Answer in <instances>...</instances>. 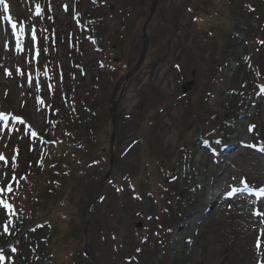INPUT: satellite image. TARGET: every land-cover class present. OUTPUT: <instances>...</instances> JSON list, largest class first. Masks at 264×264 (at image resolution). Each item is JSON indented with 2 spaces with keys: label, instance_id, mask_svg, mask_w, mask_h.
Wrapping results in <instances>:
<instances>
[{
  "label": "rangeland",
  "instance_id": "374dc122",
  "mask_svg": "<svg viewBox=\"0 0 264 264\" xmlns=\"http://www.w3.org/2000/svg\"><path fill=\"white\" fill-rule=\"evenodd\" d=\"M37 1L0 3V113L7 117L0 119V148L10 142L18 116L32 134L41 136L45 132L46 116L40 101L53 96L45 90L46 82L29 76L26 68L40 51L32 37ZM76 1L46 0L56 32V42L51 47L55 72L49 75L55 78L53 94H60L68 106L69 100L77 102L78 111L84 107L79 104L85 102L83 93L93 92L88 101L92 103L85 105L93 113L82 109L80 117L82 120L89 115L96 119L88 123V128L94 130V147L102 157L94 155L83 182H72L68 188L66 197L73 208L65 198L53 211L57 205L55 197L45 200L48 213L54 212L50 228L26 237L21 242V256L27 258L37 238L50 233L54 245L59 241L68 243L67 252L58 257L70 256L67 264H264V215L254 214L264 213V197L253 198L244 191L245 187L264 188V142L255 140L264 125V94H259L256 109L250 107L251 117L240 119L230 133L229 139L237 141L234 146L219 150L214 141H199L187 154L190 157L179 160L184 154L183 144L189 143L194 112L201 105L215 112L232 83L236 64L232 59L223 63L228 45L240 58L251 54L253 44L252 40L248 44L246 33L258 29L255 14L261 16V0H256L257 11L252 15L244 12L240 0H158L159 12L147 28L149 46L144 61L137 74L123 85L116 104L113 169L99 200V184L109 170V98L118 78L130 71L139 57L141 27L151 0H79L77 6ZM76 12L78 22L72 16ZM242 12L246 19L239 20L235 33L233 21L241 18ZM6 17L13 23L6 24ZM95 18L105 27H101L104 33L98 30L100 35L91 31ZM80 24L88 28L79 36L80 54H69L66 36L78 33ZM229 33L233 34L230 44L226 41ZM98 45L111 53L116 67L105 70ZM253 59L259 60V54ZM72 62L76 63L74 68ZM242 78L240 73L239 80ZM261 83L264 86V80ZM21 142L26 149L17 147L14 151L21 150L22 158H28L31 151L37 153L32 144ZM190 146L193 147L192 142ZM158 161L173 170L166 178L175 181L177 192L184 185V176H190L195 183L190 191V211L178 209L172 197L165 206L169 199L166 191L172 186L166 187L163 178L158 184ZM14 166L15 163H7L5 181ZM233 189L236 191L230 196ZM163 206L172 213L175 226L157 238L160 225L167 220ZM66 207L72 210L71 224L64 221ZM47 211L38 214L47 216ZM90 211L85 256L81 251L84 240L78 235L75 218H85ZM28 212L29 209L27 215ZM172 220L167 221V227L172 226Z\"/></svg>",
  "mask_w": 264,
  "mask_h": 264
},
{
  "label": "trees",
  "instance_id": "16d2710c",
  "mask_svg": "<svg viewBox=\"0 0 264 264\" xmlns=\"http://www.w3.org/2000/svg\"><path fill=\"white\" fill-rule=\"evenodd\" d=\"M240 1L243 2L242 8L245 13L249 15L255 13L257 7L256 0ZM216 2L217 0H215V3ZM261 2L263 5L260 12L261 16L255 14V17L259 20L258 29L256 31H248L246 33L248 44L251 40L253 44V49L250 50L251 54H248L247 57L242 56L240 58L237 54L232 52V45H228V49L225 50L224 53L223 63L226 64L228 60L232 59L236 64V70L231 81L232 83H230L228 91L224 94L223 101L217 106L215 112H211L204 105H201L192 115V125L189 127L191 131L190 138L188 140L189 143L188 145L183 144L182 147L184 150V158H187V154L192 149V146L190 147V143L192 142L194 144L202 137L223 141L227 140L226 135L228 131L236 124L239 115L245 113L247 97L250 95L253 96L252 94H255L256 92L253 82L264 79V0H261ZM206 4L209 5L208 2ZM41 5L45 6V2L42 1ZM245 13L242 12L240 15L241 18L233 21L237 27L235 28V33L239 30L237 25L239 20L246 19ZM47 16L51 17L49 12H44V17L38 18L37 20L41 33L46 32L47 25H50V22H53L50 18L48 22L46 19ZM99 28L101 27H98V29ZM227 35L226 41L230 44L233 39V34L229 33ZM48 38H50V36ZM41 43H43V40ZM72 47L74 46L71 45L70 53L73 52ZM255 54H259V60L255 61L253 59L252 61L251 58H253ZM108 62L111 63L109 66H115L114 60L109 59ZM240 73L243 75L242 81L239 80ZM72 85H74L73 80ZM96 94L97 92H95L94 97ZM83 96L85 97V102L79 101V104H83L85 109L88 110V113H91L93 109H88L85 105L92 103L88 101L91 100L93 92L91 94L84 92ZM56 97V102L58 101V103H52L49 107L47 106L49 119L47 120L44 134L46 139L53 142L54 146H42V153L39 158L33 157L31 152L28 158L20 159L19 165L12 174L10 182L7 183L3 198L9 202L13 210L6 216H2L0 219V227H4V236L3 238L0 237V247H4L7 243L14 240L20 241L21 238L23 239V242L25 240L24 236L28 237L29 235H32L28 234L30 232H26L24 235L22 234L24 230L29 227L33 229L49 226L50 228V220L52 214L54 213L53 211L58 209V205H60L65 198L67 200V205H72L73 208L74 204L68 202V197H66L68 188L70 189L72 182H83V171L85 170L86 165L96 157H102L101 151L94 147L96 144V138H94L93 134L94 130L88 128V123L91 124L92 122H96V119L91 116H87L85 119L82 118L81 120L80 115L83 112L82 107L81 111H76L75 107L67 110L61 104L63 100L58 98L59 95H56ZM73 104L76 106L77 102L73 101ZM61 105L64 108L59 107ZM24 134H26V131L21 129V134L16 133L13 139L15 141L19 138L22 139V135ZM262 136L261 138H264ZM104 138L105 137H103V140L101 138V143L104 142ZM11 149L12 145H9L5 148V151L10 153ZM94 155H96V157ZM183 156H179L180 161ZM160 162H162V160H160ZM155 171L159 178L158 184H162L160 178H163L165 181L164 183L167 184L166 187L172 186V189L170 191H166V193H168V196H170L171 193L174 194L172 199L174 198L176 206L179 209H188V205H190V191L195 187V183L192 181L191 177L188 175L184 176V185L177 192L178 186L174 185L175 181H169L171 178H166V176H168L167 174L170 173V171L173 172V170L165 168L164 164L160 165L158 161ZM9 186L11 187V191H7ZM132 187L136 192L137 190L135 184H132ZM52 197H55V204L57 205L53 208V211L48 213L45 200ZM169 200L170 198L167 201V206L169 205ZM29 204L31 207H28ZM17 207H19V209H17ZM28 209L29 215H27ZM43 210L47 211V216L43 213L38 214ZM188 210H190V208ZM63 211L64 221L71 224V220L73 219L72 210L69 208L67 209L66 207ZM15 214H17L18 217L14 219ZM83 218L84 217L82 216L79 218L77 216V219L75 218V224L77 221L79 224L78 235L80 237H82L83 234V224L85 219ZM12 219H14V222ZM82 219L83 221L81 223ZM5 229H7V231H5ZM10 230H14L12 236L9 235ZM38 231H41V229ZM38 231L34 230L33 236H35ZM30 238L31 237H29V239ZM52 239L53 238L50 233L42 236L41 238H37V243L33 246V248H30L31 254L27 258L21 256L20 254V242H16L15 244L17 250L16 254H10L9 252H5V254L8 256L15 255L18 258L21 256L22 264L70 263L72 258L67 254L65 257L58 259L60 255L67 252L65 250L68 247V243L65 244L59 241L54 245ZM60 247H63V249H60ZM63 251H65V253H63ZM77 251L78 249L75 250V253Z\"/></svg>",
  "mask_w": 264,
  "mask_h": 264
},
{
  "label": "water",
  "instance_id": "95a60500",
  "mask_svg": "<svg viewBox=\"0 0 264 264\" xmlns=\"http://www.w3.org/2000/svg\"><path fill=\"white\" fill-rule=\"evenodd\" d=\"M156 4H157V0H153L149 17L147 18V20L145 21V23H144V25L142 27V51H141L139 60H138L137 64L135 65V67L119 80V82L117 83V85L115 87V90L113 92V96H114L116 90L118 89L119 85L122 82H125L129 78H131L138 71V69L140 68V65H141V63H142V61L144 59V56H145V53H146V50H147V47H148V37L146 35V31L145 30H146V26H147L148 22L150 21L152 15L154 13ZM115 107H116V103L114 102L113 97H112V99H111V108L109 109V116L111 118L113 128H114V118H115ZM113 138H114V131L112 132L111 139H110V145H111V147H110V164L112 163V157H113V155H112ZM87 226H88V221H86L85 227H84V233L85 234L87 232Z\"/></svg>",
  "mask_w": 264,
  "mask_h": 264
},
{
  "label": "snow or ice",
  "instance_id": "6c2138e0",
  "mask_svg": "<svg viewBox=\"0 0 264 264\" xmlns=\"http://www.w3.org/2000/svg\"><path fill=\"white\" fill-rule=\"evenodd\" d=\"M0 3H3V0H0ZM7 8H8L7 4H4L5 11H7ZM37 9H39V6H37ZM37 14H39V12ZM12 27H13V29H15L16 28V25L13 24ZM22 31H23V26L21 25V32ZM34 38L35 37L33 36V39ZM17 49L20 50V45L19 44L17 45ZM0 119L6 120L7 117L3 113H0ZM249 130H251V128ZM33 135H35V133H33ZM3 159H4V157L2 155H0V160H3ZM0 191H3V190L0 189ZM7 191H11V187L10 186L7 188ZM235 191L236 190L233 189V191L230 192L229 195L231 196ZM0 204H2V206L5 207V208H7V209H11V206L6 201H0ZM254 214H256V215H264V213H260V212H257V213H254ZM5 231H7V229H5ZM259 244H260V242L258 240L257 241V248L258 249H259ZM0 260H3V257L2 256H0Z\"/></svg>",
  "mask_w": 264,
  "mask_h": 264
}]
</instances>
